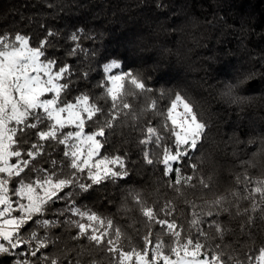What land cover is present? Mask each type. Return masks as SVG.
Listing matches in <instances>:
<instances>
[{
	"label": "trees",
	"instance_id": "obj_1",
	"mask_svg": "<svg viewBox=\"0 0 264 264\" xmlns=\"http://www.w3.org/2000/svg\"><path fill=\"white\" fill-rule=\"evenodd\" d=\"M17 34L27 37L32 47L46 42L48 58L70 68L69 102L88 95L90 103L107 106L110 98H101L106 97L110 82L102 83L107 75L103 66L112 60L121 64L120 70L139 72L152 89L125 97L138 119L124 120L108 136V154L124 156L128 176L76 197L78 206L112 219L120 229L118 244L123 251H142L143 238L149 233L153 244L157 238L165 244V254L172 242L166 229L142 215L130 190L139 193L143 206L152 207L158 218L175 220L182 237L190 228L193 211L204 201L236 193L235 199L228 195V211L204 217L201 230L207 238L199 239L210 253L218 251L224 264H249L248 257L251 264L258 262L259 250L264 248V199L247 196L257 181L264 180V0H0V36ZM238 81L243 83L233 95H225V85ZM176 93L194 106L206 124L197 149L173 162V168L191 176L195 186L182 183L179 191L170 186L175 172L165 175L162 163H146L144 152L156 151L154 146L140 143L148 138V127H160L161 117L151 102L166 110ZM52 123L45 120V125ZM17 136L23 140L22 154L32 151L29 145H42L32 156H22L34 168L51 169V161L64 160L65 146L55 140L41 141L31 128L18 131ZM191 164L197 165L196 170ZM61 207L62 202L52 205ZM165 207L171 209L170 215L160 211ZM44 218L55 219L50 213ZM213 220L222 233L210 226ZM32 231L50 237L47 248L29 257L33 264H47L40 259L41 253L58 264H117L119 259L83 237L76 238L78 230L71 226L42 229L30 224L22 234L27 238ZM192 234L195 240L194 229ZM15 252L19 255L0 254V264H17L28 247Z\"/></svg>",
	"mask_w": 264,
	"mask_h": 264
},
{
	"label": "snow or ice",
	"instance_id": "obj_2",
	"mask_svg": "<svg viewBox=\"0 0 264 264\" xmlns=\"http://www.w3.org/2000/svg\"><path fill=\"white\" fill-rule=\"evenodd\" d=\"M72 39L75 41L77 36L73 35ZM46 51V42L32 47L29 39L23 35L0 36V254L19 255L15 250L27 246L28 252L17 264H33L29 257L34 258L42 248H47L50 237H41L32 231L25 238L22 234L24 228L31 224L37 228L50 229L63 224L78 230L76 238L83 237L91 244L117 254V264H131L133 256L136 257L135 264H224L218 251L210 253L208 246L200 241V236L207 238L201 225L206 223L205 216L215 217L222 211H228L225 207L229 203L228 195L235 199L236 193L204 201L198 211H193L190 228L182 237L175 220L158 218V212L152 207L143 206L140 194L130 190V194L141 206L142 215L166 229L165 234L172 241L167 246V254L166 246L159 238L153 244L151 233L143 238L142 251H123L118 244L120 229L114 227L112 219L101 217L87 209V206L77 205V195L88 193L105 182H115L128 176L124 156L108 154V136L124 120L138 119L125 102V97L137 94L136 90L143 94L152 89L147 87L145 78L139 72L120 70L121 64L112 60L103 66V72L107 75L102 83L106 85L111 82L106 97L101 98H110L107 106L90 103L88 95L77 96L75 103L69 102L67 93L72 86L71 70L49 59ZM54 67L57 69L55 73ZM114 69L120 71L113 73ZM239 83L243 81L226 84L224 94L232 96ZM160 91L164 95V90ZM62 92L64 98L61 97ZM45 93H54V96L44 98ZM178 104L183 107L182 113L177 112ZM151 108L161 117V121L159 129L148 127V138L140 141L146 148L152 144L156 149L144 152L146 163H162L165 165V175L175 172L176 179L170 186L177 191L182 183L195 187L191 185L192 177L181 175L179 168H173V162L183 160L189 156L190 151L197 149L206 124L194 106L179 93L171 98L166 110H161L156 101L151 102ZM45 120L54 123L45 125ZM69 126H74V130H66ZM40 127H46L47 130L40 131ZM24 128L35 130L41 141L55 140L65 146L62 150L64 160L59 164L51 161L52 168L47 170L31 166L22 156H32L42 145H29L32 151L26 150L22 154L19 149L23 140L17 136V132L22 133ZM157 151L162 152V156H157ZM12 158L19 163L10 162ZM190 167L196 170L197 165L191 164ZM32 175L36 178L31 179ZM200 183L205 188L209 187L202 179ZM256 184L247 196L250 200H255L256 195L264 199V180ZM60 202L63 207L52 208V205ZM192 207L197 209L198 206L193 203ZM160 211L166 215L171 214L169 207L161 208ZM49 213L55 219L44 218ZM210 226H215L217 232L222 233L220 225L214 220ZM193 229L197 233L195 240ZM259 251L257 264H264V248ZM40 259L47 261V264H58L56 259L49 260L43 253ZM251 260L252 257H248L249 264Z\"/></svg>",
	"mask_w": 264,
	"mask_h": 264
},
{
	"label": "rangeland",
	"instance_id": "obj_3",
	"mask_svg": "<svg viewBox=\"0 0 264 264\" xmlns=\"http://www.w3.org/2000/svg\"><path fill=\"white\" fill-rule=\"evenodd\" d=\"M119 70H113V73H116V72H118ZM53 73H55V71L53 70ZM110 86H111V82H110ZM54 96V93H45V97L44 98H52ZM73 103H75V102H73ZM177 112H179V113H182L183 112V107H182V105H180V104H178V106H177ZM53 123H54V121H53ZM73 127V130H74V126H72ZM10 162H13V161H10ZM14 207H15V205H14ZM134 257V256H133ZM135 261H136V257H135ZM135 261H132L131 262V264H135ZM253 264H257V262H255V263H253Z\"/></svg>",
	"mask_w": 264,
	"mask_h": 264
}]
</instances>
